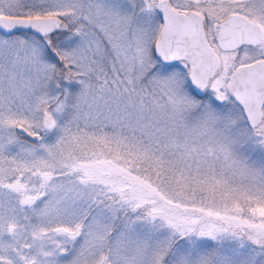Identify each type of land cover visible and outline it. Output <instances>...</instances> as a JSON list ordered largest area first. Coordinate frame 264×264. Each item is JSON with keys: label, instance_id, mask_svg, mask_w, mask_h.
Segmentation results:
<instances>
[{"label": "snow or ice", "instance_id": "snow-or-ice-1", "mask_svg": "<svg viewBox=\"0 0 264 264\" xmlns=\"http://www.w3.org/2000/svg\"><path fill=\"white\" fill-rule=\"evenodd\" d=\"M0 264H264V0H0Z\"/></svg>", "mask_w": 264, "mask_h": 264}]
</instances>
